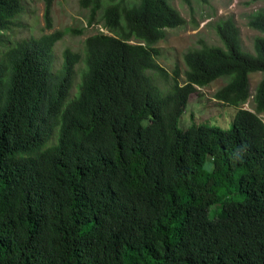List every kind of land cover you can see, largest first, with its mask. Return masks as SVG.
<instances>
[{
	"label": "trees",
	"instance_id": "16d2710c",
	"mask_svg": "<svg viewBox=\"0 0 264 264\" xmlns=\"http://www.w3.org/2000/svg\"><path fill=\"white\" fill-rule=\"evenodd\" d=\"M23 1L0 0V264H264V10L245 16L261 34L251 51L232 16L219 18L221 44L188 48L160 92L155 44L184 24L167 0H78L107 33L65 48L55 70L62 31L5 38ZM217 78L229 126L182 134L189 95Z\"/></svg>",
	"mask_w": 264,
	"mask_h": 264
},
{
	"label": "rangeland",
	"instance_id": "374dc122",
	"mask_svg": "<svg viewBox=\"0 0 264 264\" xmlns=\"http://www.w3.org/2000/svg\"><path fill=\"white\" fill-rule=\"evenodd\" d=\"M167 2L179 11L184 19V24L175 28H167L165 38L155 44L159 50L155 59L168 74V77L164 79L156 72H150L156 88L160 92L169 87L174 68L182 73L184 69L182 54L188 48L198 46L199 41L211 45L221 44L213 27L219 18L232 16L239 28L242 47L246 51L252 50L253 37L261 35L260 32L246 25L245 16L257 9L264 10V0L254 2L249 0H208L206 3L190 0L189 4L182 0H167ZM23 6V12L14 18L13 23L15 22V24L12 25L5 38L14 42L31 36L38 37L42 33L62 31L61 39L55 43L52 49V70L60 67L63 60L62 52L65 48L82 53L83 41L86 36L99 30L107 33L105 29H100V24L96 23L100 12L96 14L93 24H87L89 10L80 7L78 0L52 1V28L49 30L43 27V0H24ZM77 30H81V32L78 33ZM7 45L8 43L0 44V55L5 51ZM79 77L80 73L76 69L72 92L75 91ZM260 77L261 73L258 71L248 74L250 93H253ZM223 84L224 79L217 78L204 87H197L196 91L189 95L186 105L181 109L178 123L179 131L182 134L191 135L192 122L218 125L222 128L229 126L235 108L213 98V92ZM242 106L251 110L253 108L251 97ZM145 125L152 132H157L159 129L153 119L146 120ZM210 159L208 157L209 161Z\"/></svg>",
	"mask_w": 264,
	"mask_h": 264
},
{
	"label": "clouds",
	"instance_id": "9594fccd",
	"mask_svg": "<svg viewBox=\"0 0 264 264\" xmlns=\"http://www.w3.org/2000/svg\"><path fill=\"white\" fill-rule=\"evenodd\" d=\"M100 29L102 30L103 28L100 27ZM100 31V30H99ZM103 32V31H102ZM104 33V32H103ZM243 107V106H242ZM247 109V108H246ZM250 110V109H249ZM252 110V109H251ZM259 117L261 118V120L263 121L264 123V114H259Z\"/></svg>",
	"mask_w": 264,
	"mask_h": 264
}]
</instances>
